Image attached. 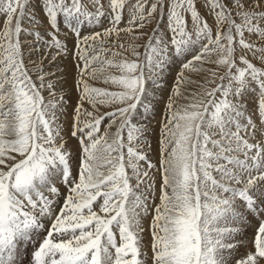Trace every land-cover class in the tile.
I'll use <instances>...</instances> for the list:
<instances>
[{"label":"snow or ice","instance_id":"obj_1","mask_svg":"<svg viewBox=\"0 0 264 264\" xmlns=\"http://www.w3.org/2000/svg\"><path fill=\"white\" fill-rule=\"evenodd\" d=\"M0 264H264V0H0Z\"/></svg>","mask_w":264,"mask_h":264},{"label":"rangeland","instance_id":"obj_2","mask_svg":"<svg viewBox=\"0 0 264 264\" xmlns=\"http://www.w3.org/2000/svg\"><path fill=\"white\" fill-rule=\"evenodd\" d=\"M177 71H179V67L178 66H174L172 69H171V72H170V76L168 77V80H169V87L171 86V81H172V79H174V77H175V74H176V72ZM166 92H165V96H166ZM73 102H74V100H73ZM163 108V104H161L160 106H159V109H162ZM159 109H158V111H159ZM157 119H159V115H157ZM154 147H155V143H154Z\"/></svg>","mask_w":264,"mask_h":264}]
</instances>
